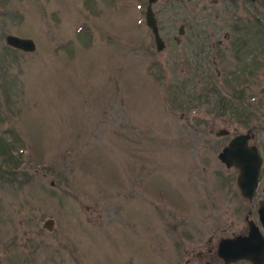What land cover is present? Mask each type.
<instances>
[{"label":"rangeland","instance_id":"1","mask_svg":"<svg viewBox=\"0 0 264 264\" xmlns=\"http://www.w3.org/2000/svg\"><path fill=\"white\" fill-rule=\"evenodd\" d=\"M146 4L0 0V264H226L256 221L264 160L248 200L217 155L264 159V0H155L160 50Z\"/></svg>","mask_w":264,"mask_h":264},{"label":"water","instance_id":"2","mask_svg":"<svg viewBox=\"0 0 264 264\" xmlns=\"http://www.w3.org/2000/svg\"><path fill=\"white\" fill-rule=\"evenodd\" d=\"M155 0H147L145 8V23L151 29L157 50L164 47L165 42L159 32L158 21L152 4ZM183 32V25L179 26V33ZM177 38V37H176ZM6 43L14 48L33 51L36 43L31 37H23L13 33H6ZM215 135H226L229 129L220 127L214 131ZM253 133L241 132L234 134L218 152V158L227 166L239 169L236 183L240 193L252 198L258 183L262 156L258 147L249 140ZM259 217L264 226V200L260 201ZM51 219V217H50ZM217 253L227 263L248 260L251 264H264V237L259 228L250 222L249 232L245 235L222 237L217 243Z\"/></svg>","mask_w":264,"mask_h":264},{"label":"flooded vegetation","instance_id":"3","mask_svg":"<svg viewBox=\"0 0 264 264\" xmlns=\"http://www.w3.org/2000/svg\"><path fill=\"white\" fill-rule=\"evenodd\" d=\"M258 150H259V148H258ZM259 152H260V150H259ZM260 154H261V152H260ZM261 156H262V154H261ZM263 156H262V163H261V167H260V170H259V176H258V183H257V186H256V188H255V192H254V194H253V196H252V198H250V199H248L247 197H244L242 194V196L244 197V198H246V199H248V200H252L254 197H255V195H257V193H258V189H259V185H260V182H261V177H262V167H263ZM237 170H238V173H237V175L239 174V169L237 168ZM237 175H236V177H237ZM262 190L264 191V183L262 184ZM261 200H264V198L262 197V196H260V197H257L256 198V203H253L252 205H251V207L254 209V211H255V213H256V221L254 220V219H250V218H248V215H246V221H247V228H246V231H244V232H239V233H236V234H233V235H228V236H234V235H238V234H242V235H245V234H247L248 232H249V228H250V222H252L253 224H255L258 228H259V230H260V232H261V234L263 235V237H264V226H263V224H262V222H261V220H260V217H259V208H260V201ZM246 205H244V207H245ZM248 211L249 212H252V209H248ZM222 237H227V236H222ZM221 237V238H222Z\"/></svg>","mask_w":264,"mask_h":264},{"label":"trees","instance_id":"4","mask_svg":"<svg viewBox=\"0 0 264 264\" xmlns=\"http://www.w3.org/2000/svg\"><path fill=\"white\" fill-rule=\"evenodd\" d=\"M243 67H244V66H243ZM241 68H242V67H240V69H241ZM233 73H236V72H233ZM0 143L2 144L3 148L7 149L6 146H7L8 143H5V141H0ZM8 146H9V145H8ZM7 157H8V159H11V158H12V155H11V153L9 152V150H8V153H7Z\"/></svg>","mask_w":264,"mask_h":264}]
</instances>
